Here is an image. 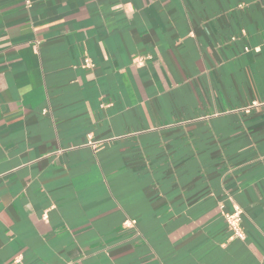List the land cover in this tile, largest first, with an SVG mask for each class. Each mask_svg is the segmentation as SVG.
Returning <instances> with one entry per match:
<instances>
[{
    "label": "crops",
    "instance_id": "1",
    "mask_svg": "<svg viewBox=\"0 0 264 264\" xmlns=\"http://www.w3.org/2000/svg\"><path fill=\"white\" fill-rule=\"evenodd\" d=\"M0 264H264V0H0Z\"/></svg>",
    "mask_w": 264,
    "mask_h": 264
},
{
    "label": "built area",
    "instance_id": "2",
    "mask_svg": "<svg viewBox=\"0 0 264 264\" xmlns=\"http://www.w3.org/2000/svg\"><path fill=\"white\" fill-rule=\"evenodd\" d=\"M94 61L88 56L84 57V67H94ZM221 208H224V204L221 205ZM226 220L231 232L238 238L244 239L246 237L245 231L241 226V211L235 210L234 213H226Z\"/></svg>",
    "mask_w": 264,
    "mask_h": 264
}]
</instances>
